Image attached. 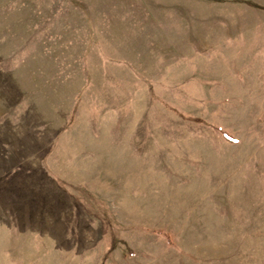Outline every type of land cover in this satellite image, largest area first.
Listing matches in <instances>:
<instances>
[{
  "label": "rangeland",
  "instance_id": "374dc122",
  "mask_svg": "<svg viewBox=\"0 0 264 264\" xmlns=\"http://www.w3.org/2000/svg\"><path fill=\"white\" fill-rule=\"evenodd\" d=\"M0 264H264V0H0Z\"/></svg>",
  "mask_w": 264,
  "mask_h": 264
},
{
  "label": "crops",
  "instance_id": "0c3cea01",
  "mask_svg": "<svg viewBox=\"0 0 264 264\" xmlns=\"http://www.w3.org/2000/svg\"><path fill=\"white\" fill-rule=\"evenodd\" d=\"M135 51H136V49L134 51H131V56L136 55ZM78 63H79V77H78V79H75V80L77 81L76 86L80 87L81 89H79L77 87V92H75L76 90L73 91V89H71V88H66L67 90H64L62 93V96H65V99L67 98L65 100V103L67 102V104L65 105L66 109L67 108L69 109L70 107H72L68 111H72L74 109L73 102H74L75 98H77L79 91L82 92L81 96L83 98L87 97V96L91 97L92 93L95 94L96 88H98L99 91H103L104 93H108L110 91H114V92L117 91L118 93L121 92L120 85L118 83H116V81L119 80V76H117L115 74H111L109 72H106L108 65H106L102 62H99V67L97 68V75L93 76L91 73V68L89 67V64L85 63L84 61L81 62L80 60L78 61ZM110 68L116 69L115 66H113V67L110 66ZM68 79L71 80L70 81V84H71V82L73 81V76L68 77ZM71 86H72V84H71ZM55 91H56V89H55ZM54 96H55V93H54ZM111 100L113 102H115L116 95H114V97L112 96ZM114 106H116V105L115 104H109L108 109H112ZM83 110H84V108H83V104L81 105V102L79 103V107H77V109H74L75 112H79V113H81ZM79 117L81 118L80 115H79Z\"/></svg>",
  "mask_w": 264,
  "mask_h": 264
},
{
  "label": "trees",
  "instance_id": "16d2710c",
  "mask_svg": "<svg viewBox=\"0 0 264 264\" xmlns=\"http://www.w3.org/2000/svg\"><path fill=\"white\" fill-rule=\"evenodd\" d=\"M222 136H223V138L224 139H226L227 141H233L234 139L230 136V135H228L226 132H223L222 133Z\"/></svg>",
  "mask_w": 264,
  "mask_h": 264
}]
</instances>
